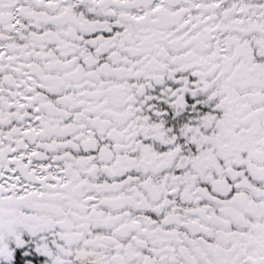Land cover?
<instances>
[{"label":"snow or ice","instance_id":"6c2138e0","mask_svg":"<svg viewBox=\"0 0 264 264\" xmlns=\"http://www.w3.org/2000/svg\"><path fill=\"white\" fill-rule=\"evenodd\" d=\"M0 264H264V0H0Z\"/></svg>","mask_w":264,"mask_h":264}]
</instances>
